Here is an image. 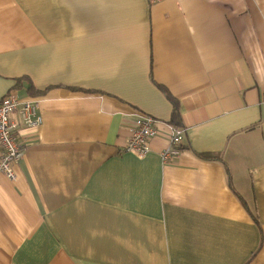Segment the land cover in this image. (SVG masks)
I'll return each instance as SVG.
<instances>
[{
    "label": "crops",
    "instance_id": "obj_1",
    "mask_svg": "<svg viewBox=\"0 0 264 264\" xmlns=\"http://www.w3.org/2000/svg\"><path fill=\"white\" fill-rule=\"evenodd\" d=\"M10 91L42 123L0 174V264H264V0H0Z\"/></svg>",
    "mask_w": 264,
    "mask_h": 264
},
{
    "label": "built area",
    "instance_id": "obj_2",
    "mask_svg": "<svg viewBox=\"0 0 264 264\" xmlns=\"http://www.w3.org/2000/svg\"><path fill=\"white\" fill-rule=\"evenodd\" d=\"M154 3L160 0H147ZM39 104L34 100L21 101L13 91L0 99V174L8 180L15 181L14 166L22 157L23 148L19 143V128H37L42 123ZM156 120L149 115L137 114L129 129L124 151L141 158L149 152V142L156 133ZM170 127L167 145L160 151L159 158L163 164L176 159L180 152L184 130L182 127Z\"/></svg>",
    "mask_w": 264,
    "mask_h": 264
},
{
    "label": "trees",
    "instance_id": "obj_3",
    "mask_svg": "<svg viewBox=\"0 0 264 264\" xmlns=\"http://www.w3.org/2000/svg\"><path fill=\"white\" fill-rule=\"evenodd\" d=\"M158 89H160L164 93V95L166 96V99H168V101L172 104V112L170 113L171 117L169 119V124L172 127L179 128V126H181V122H180V114H179L180 113L179 105H178L177 101L167 91V89L163 88L162 86H158ZM252 219H253L254 225H256L258 227L259 231H260L261 230L260 229V224H259V222L257 220V217L256 216H252Z\"/></svg>",
    "mask_w": 264,
    "mask_h": 264
}]
</instances>
